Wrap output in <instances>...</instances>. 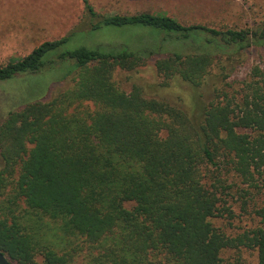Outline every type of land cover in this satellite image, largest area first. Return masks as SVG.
Wrapping results in <instances>:
<instances>
[{"label": "trees", "instance_id": "trees-1", "mask_svg": "<svg viewBox=\"0 0 264 264\" xmlns=\"http://www.w3.org/2000/svg\"><path fill=\"white\" fill-rule=\"evenodd\" d=\"M81 2L88 29L0 67V84L59 63H71L62 79L73 75L69 89L2 118L0 252L10 264H240L246 250L264 264V64L231 91L224 82L246 50L264 47V17L218 29L165 14L100 16ZM108 28L148 42L66 48L75 33ZM150 61L158 87L191 89L186 108L114 83L116 70ZM212 77L223 86L205 102L199 89ZM237 196L256 224L231 236L212 221L232 219Z\"/></svg>", "mask_w": 264, "mask_h": 264}, {"label": "rangeland", "instance_id": "rangeland-1", "mask_svg": "<svg viewBox=\"0 0 264 264\" xmlns=\"http://www.w3.org/2000/svg\"><path fill=\"white\" fill-rule=\"evenodd\" d=\"M93 10L100 16L135 15L139 13L165 14L178 22L199 24L223 29L256 28L264 17V0H88ZM88 29V19L81 0H0V67L11 59L28 55L34 48L46 41L60 39L71 32ZM148 42L145 33L103 29L97 33H75L74 39L66 46L72 50L78 46H94L98 43L123 42L138 46L137 39ZM58 69L23 76L0 84V123L9 108L23 101H48L56 94L72 87L69 72L71 63H59ZM264 64V47H253L244 52L241 64L224 81L232 89L237 88L249 75L254 66ZM218 73L214 68L211 74ZM62 79V80H61ZM114 83L129 91L133 84L144 88L147 96L186 108L190 104L191 89L179 80L169 82L166 87H158L162 78L157 76L154 62L150 61L136 72L116 70ZM223 81L212 77L199 89L202 100L212 97L214 84L221 88ZM225 88V87H224ZM42 95V97H41ZM41 98V99H40ZM237 200L238 196H237ZM240 202L230 201L232 219L218 218L212 221L216 228L234 236L256 224L251 210H242ZM252 203H249L250 207ZM259 206V204H257ZM240 264H256V255L242 251ZM224 260L234 262V252H223Z\"/></svg>", "mask_w": 264, "mask_h": 264}, {"label": "water", "instance_id": "water-1", "mask_svg": "<svg viewBox=\"0 0 264 264\" xmlns=\"http://www.w3.org/2000/svg\"><path fill=\"white\" fill-rule=\"evenodd\" d=\"M0 264H10L6 257L0 252Z\"/></svg>", "mask_w": 264, "mask_h": 264}]
</instances>
